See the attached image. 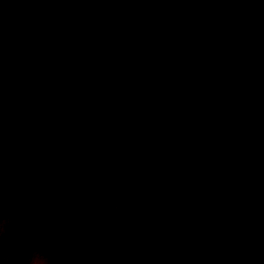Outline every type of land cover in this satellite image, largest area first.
Instances as JSON below:
<instances>
[{
    "label": "rangeland",
    "instance_id": "rangeland-1",
    "mask_svg": "<svg viewBox=\"0 0 264 264\" xmlns=\"http://www.w3.org/2000/svg\"><path fill=\"white\" fill-rule=\"evenodd\" d=\"M95 1L0 0V264H264V0Z\"/></svg>",
    "mask_w": 264,
    "mask_h": 264
},
{
    "label": "clouds",
    "instance_id": "clouds-1",
    "mask_svg": "<svg viewBox=\"0 0 264 264\" xmlns=\"http://www.w3.org/2000/svg\"><path fill=\"white\" fill-rule=\"evenodd\" d=\"M12 219L13 217L11 214L4 215L0 218V237L8 234L9 225L12 222ZM38 256L42 261V264H58L57 259L53 257L39 241H35L25 250L20 258L19 264H36ZM66 259L69 264H72V261L76 259L75 253L71 249L67 250Z\"/></svg>",
    "mask_w": 264,
    "mask_h": 264
}]
</instances>
